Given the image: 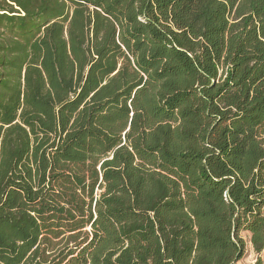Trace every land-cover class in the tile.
Instances as JSON below:
<instances>
[{"label":"trees","instance_id":"1","mask_svg":"<svg viewBox=\"0 0 264 264\" xmlns=\"http://www.w3.org/2000/svg\"><path fill=\"white\" fill-rule=\"evenodd\" d=\"M56 1L0 15L30 45ZM71 6V76H26L0 122V264H174L172 239L230 261L238 230L264 237V0Z\"/></svg>","mask_w":264,"mask_h":264},{"label":"rangeland","instance_id":"2","mask_svg":"<svg viewBox=\"0 0 264 264\" xmlns=\"http://www.w3.org/2000/svg\"><path fill=\"white\" fill-rule=\"evenodd\" d=\"M1 1L0 9H4V6L8 5V3L6 0ZM15 1L23 8H32L35 3V0ZM36 1L50 9H56L58 7L56 0ZM64 1L66 4L63 3ZM64 1L61 5L66 7L68 12H66L63 18L55 19L52 23L53 16H44L45 23L50 22V25L56 24V32L52 33L51 27L48 26L47 30H44L45 35L43 37L40 36V42H37L40 39L37 38L36 41L30 45V37L32 35L26 34L23 36L19 30V23L12 22L13 17H8L5 14L0 15V122L6 119V108L10 106L13 101L21 103L20 100L24 99L21 93L25 90L23 83L26 76H29L31 88L36 85V75L39 73L40 75H55L58 73L63 79L71 76V42L77 45L81 39L82 32L79 30L81 20L74 14L78 8L71 6V0ZM13 11L18 12L15 10ZM10 12L11 11H9V13ZM93 33V28H91V36ZM95 33L97 34V38L104 39L106 31L98 29ZM43 45H46V48H42ZM64 47L65 52L62 54L56 52L58 49ZM58 63L63 64L64 68L61 72L55 70V68H58ZM46 64L53 66L52 71L50 70L48 74L47 70H44ZM10 77L20 79V88L17 86L19 81L16 80L15 82H17V84L13 86V81ZM14 91L19 93V96L14 97ZM31 91H33V89H31ZM31 96H29V100L32 99ZM19 110L20 109L17 111V115L21 114ZM3 128L4 127L0 125V129ZM6 140L7 139H5L2 133L0 139V168L6 166L9 162V160L5 158V151L3 150ZM12 151L15 152L16 149L13 148ZM2 183H4V181L2 172H0V185ZM262 233H264V231ZM262 233L260 232V234ZM233 239V243L238 252L231 257L230 261L224 253L210 254L206 252H197L196 248H190L191 243L188 239H179L176 241L172 239L171 246L179 249L177 252L179 256H176L175 262L172 261V263L264 264V237L259 238L249 230L240 229L237 235L233 236ZM62 246H57V248H61Z\"/></svg>","mask_w":264,"mask_h":264},{"label":"flooded vegetation","instance_id":"3","mask_svg":"<svg viewBox=\"0 0 264 264\" xmlns=\"http://www.w3.org/2000/svg\"><path fill=\"white\" fill-rule=\"evenodd\" d=\"M132 115H133V113H131L130 114V119H129V122H128V126H127V128H126V130L123 132V134H122V138H123V143L121 144V145H124L125 143H124V135H125V133L129 130V126H130V121H131V117H132ZM104 160H101L100 161V163H99V166L102 164V162H103ZM99 166H98V168H99ZM100 181H101V177H100ZM97 192H98V190L96 189L95 190V193H94V196L95 197H97ZM100 192V191H99ZM98 192V193H99ZM94 205V204H93ZM85 230H89V228H86ZM65 235H63V236H61L60 238H58V239H53V243H58V241L61 239V238H63ZM51 236H49L48 238H50ZM39 238H42V236H40ZM89 240H91V237L89 238ZM39 246V244H36V246H35V248L36 247H38ZM42 246H44V245H42ZM71 257V256H70ZM69 257V258H70Z\"/></svg>","mask_w":264,"mask_h":264}]
</instances>
